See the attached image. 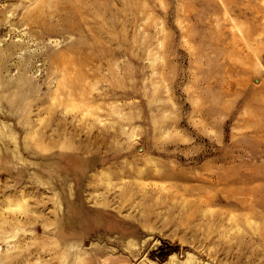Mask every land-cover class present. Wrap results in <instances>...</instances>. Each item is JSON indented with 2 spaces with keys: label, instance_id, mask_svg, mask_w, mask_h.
Returning a JSON list of instances; mask_svg holds the SVG:
<instances>
[{
  "label": "rangeland",
  "instance_id": "obj_1",
  "mask_svg": "<svg viewBox=\"0 0 264 264\" xmlns=\"http://www.w3.org/2000/svg\"><path fill=\"white\" fill-rule=\"evenodd\" d=\"M0 264H264V0H0Z\"/></svg>",
  "mask_w": 264,
  "mask_h": 264
}]
</instances>
